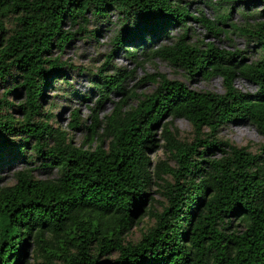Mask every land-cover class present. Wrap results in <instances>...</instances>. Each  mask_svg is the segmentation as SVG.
<instances>
[{
  "label": "trees",
  "instance_id": "1",
  "mask_svg": "<svg viewBox=\"0 0 264 264\" xmlns=\"http://www.w3.org/2000/svg\"><path fill=\"white\" fill-rule=\"evenodd\" d=\"M237 5L263 10L264 0H218L213 20L194 18L188 5L171 0H0V169L19 166L13 184L0 176V264H264V146L253 154L217 138L223 126L246 123L264 138V21L242 12L245 22H234ZM110 12L119 16L116 50L134 49L125 50L131 60L141 51L190 77H220L224 92L191 90L157 73L155 90L139 97L123 88L129 74L114 68L96 85L89 122L74 110L65 129L57 126L45 94L73 68L59 54L76 35L89 38L90 20H108ZM188 21L212 37L244 38L257 59L191 43ZM174 28L181 32L161 44ZM237 79L257 91L240 93ZM112 93L121 98L102 117ZM90 96L71 94L83 102ZM164 117L191 126L189 141L172 123L161 127L174 166L148 156ZM78 131L85 132L79 146L69 135ZM152 184L162 213L148 199ZM146 214L153 224L129 239Z\"/></svg>",
  "mask_w": 264,
  "mask_h": 264
},
{
  "label": "rangeland",
  "instance_id": "2",
  "mask_svg": "<svg viewBox=\"0 0 264 264\" xmlns=\"http://www.w3.org/2000/svg\"><path fill=\"white\" fill-rule=\"evenodd\" d=\"M172 2H179L182 6L188 5L189 12L194 18H198L201 14L209 20L214 19V8L218 3V0H171ZM263 6L255 8L249 6L246 11L243 7L237 5V9L232 11V20L237 23H244L245 19L241 16L242 12L255 13L257 12L259 17L255 19L257 21H264V9ZM90 13H87L89 16ZM89 18V17H88ZM118 13L110 12L108 20H102L100 22L90 20L87 26V32L94 34L96 30H99L98 37L91 40L92 36L86 37V34L76 35L74 40L64 49V53H60L61 61L70 64L73 68L68 69L65 67V71L68 75L66 81L53 82V88L48 90L45 94V109L51 110L57 126L65 129L66 124L70 121L72 111L78 110L79 115L82 118H86L89 122V116L92 114L91 109L95 108L96 103L100 97L99 91L96 89V85L102 82V78L107 76L111 77L115 74L114 68H120L125 74H129V77L124 81L123 88L126 92H132L133 94L141 97L151 94L156 85L151 82V77L157 73L164 74L170 81H178L183 83L188 89L199 92H214L222 94L223 81L220 77H213L209 80H205L200 76L190 77L185 71L174 68L168 65L166 62H162L157 58L146 59L138 51L136 60H131L126 55V51H134L130 47H126L124 50L113 46L112 39L117 35L120 30L118 24ZM249 23L252 22L251 18H248ZM65 27L70 28V32L74 33L77 27L71 28L70 24L66 22ZM187 28L189 29L188 40L191 43L213 44L214 47L219 50L234 51L238 50L242 52L244 61L249 63L257 59V51L254 50L252 44H249L244 38L234 36L219 35V37H212L208 35L204 27L198 21H188ZM181 31L177 28L169 31L170 39H162L161 44L170 43L171 39L176 37ZM129 46V45H126ZM58 52L53 53V57ZM136 63H139L137 65ZM235 88L240 93H255L257 88L252 83L244 80L237 79L234 83ZM91 94L90 98L83 102L79 97L72 99L71 94ZM121 96L112 93L107 101H105L100 109L99 114L104 117L108 115L113 108V103L120 100ZM136 100H128V106L134 107ZM166 123H172L179 131V137L184 141L191 140V126L182 119H172L170 117H164L159 127L154 134L155 148L149 152V158L153 164L159 161H166L170 166H174L173 160L170 158L168 152L164 149L163 142L160 139L161 127ZM70 137L73 139L74 144L80 145L85 137L84 131L69 132ZM217 138L220 141H228L229 143L238 146H249L250 151L253 154H257L264 146V138L258 133L256 128L251 124H227L223 126ZM264 157V156H263ZM16 167V168H15ZM17 165L11 168L0 169L1 183L13 184L12 177L13 171L18 169ZM46 173L43 171L35 172V176L38 179H45ZM157 188L152 184L147 190L148 199H154L156 203H153L154 212L162 213L164 200L156 193ZM153 220L149 215H144L140 224L134 227L130 234L129 239L138 240L140 238L141 231L148 225H152ZM184 225V223H182ZM31 247L27 253L26 259H30ZM32 260L28 261L32 264ZM25 264V263H24Z\"/></svg>",
  "mask_w": 264,
  "mask_h": 264
},
{
  "label": "water",
  "instance_id": "3",
  "mask_svg": "<svg viewBox=\"0 0 264 264\" xmlns=\"http://www.w3.org/2000/svg\"><path fill=\"white\" fill-rule=\"evenodd\" d=\"M184 224L186 223V219H184V222H183Z\"/></svg>",
  "mask_w": 264,
  "mask_h": 264
}]
</instances>
